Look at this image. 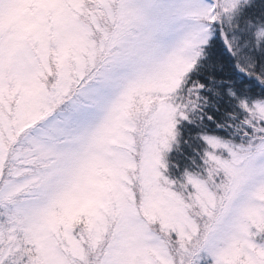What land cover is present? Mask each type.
<instances>
[{
	"label": "snow or ice",
	"instance_id": "6c2138e0",
	"mask_svg": "<svg viewBox=\"0 0 264 264\" xmlns=\"http://www.w3.org/2000/svg\"><path fill=\"white\" fill-rule=\"evenodd\" d=\"M248 4L0 0V264H264V98L190 75L218 25L264 53V26L228 38ZM224 88L239 143L204 111Z\"/></svg>",
	"mask_w": 264,
	"mask_h": 264
},
{
	"label": "trees",
	"instance_id": "16d2710c",
	"mask_svg": "<svg viewBox=\"0 0 264 264\" xmlns=\"http://www.w3.org/2000/svg\"><path fill=\"white\" fill-rule=\"evenodd\" d=\"M264 26V0H249V4L244 6V10L240 19V27H233L228 32V38L233 41L234 47H241L245 42L241 38V32H254L257 27ZM219 25L215 27L208 47L205 49V55L200 59L199 64L193 73H191V81H200L211 88H215L221 80L226 81L238 96L248 95L251 98H264V86H261L255 76L248 75L237 67V63L241 67L248 68L251 64L253 67L249 71L264 74V53L254 47H244L239 56H233L224 42L222 36L219 35ZM251 39V36H249ZM248 53V57L244 53ZM250 57V58H249ZM211 77V79H209ZM190 81V83H191ZM203 94L208 99L204 111L209 115H213L217 120L225 123L224 129H217L224 139L233 140L239 143L242 139L240 121L243 119V112L236 105L235 101L227 95L226 88L219 89V95H214L207 89ZM198 114H193L195 119ZM210 130H213L212 122L207 121ZM179 132L178 139L179 154L174 149L169 154L168 159L178 160L181 164V171L187 165L188 171H194L195 165L191 162V157H196L197 163H200L196 153L198 150L202 153V146L196 140V133L200 130L196 123L183 121L177 125ZM188 141L187 144L184 142ZM170 178H177L179 172L171 168Z\"/></svg>",
	"mask_w": 264,
	"mask_h": 264
},
{
	"label": "rangeland",
	"instance_id": "374dc122",
	"mask_svg": "<svg viewBox=\"0 0 264 264\" xmlns=\"http://www.w3.org/2000/svg\"><path fill=\"white\" fill-rule=\"evenodd\" d=\"M198 2L202 3V2H204V0H198ZM180 23L186 27L188 25L189 21H181ZM181 30H183V29H181Z\"/></svg>",
	"mask_w": 264,
	"mask_h": 264
}]
</instances>
